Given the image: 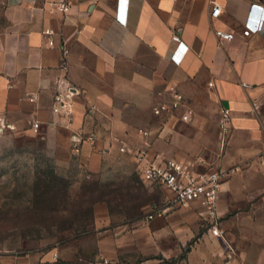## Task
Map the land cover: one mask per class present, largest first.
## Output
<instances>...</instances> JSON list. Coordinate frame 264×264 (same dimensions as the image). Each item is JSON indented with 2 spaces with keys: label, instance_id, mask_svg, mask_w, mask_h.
<instances>
[{
  "label": "crops",
  "instance_id": "obj_1",
  "mask_svg": "<svg viewBox=\"0 0 264 264\" xmlns=\"http://www.w3.org/2000/svg\"><path fill=\"white\" fill-rule=\"evenodd\" d=\"M55 1L0 0V131L45 143L61 174L76 161L104 181L138 175L162 188L143 179L138 151L198 170L237 168L218 200L221 234L199 204L112 226L102 203L93 225L99 258L264 264V27L243 34L251 5L264 0H68L65 13ZM216 4L222 10L214 17ZM218 29L235 38L221 43ZM61 79L76 91L70 116L52 109ZM175 91L184 105L154 113ZM223 109L230 116L224 145ZM162 190L158 209L171 196ZM0 264L38 258L3 254Z\"/></svg>",
  "mask_w": 264,
  "mask_h": 264
},
{
  "label": "rangeland",
  "instance_id": "obj_2",
  "mask_svg": "<svg viewBox=\"0 0 264 264\" xmlns=\"http://www.w3.org/2000/svg\"><path fill=\"white\" fill-rule=\"evenodd\" d=\"M50 165L60 174L45 143L29 136L21 137L11 130L0 131V255L35 256L38 264H142L143 255L140 253H133L119 262L101 261L93 217L96 206L105 202L93 205V215H89L87 210L93 200L103 199L112 188L116 190V198L111 204L112 226L121 221L132 223L133 220L145 218L157 210L156 204L162 205L164 190L147 187L138 175H133L130 179L115 176L105 181L92 178L76 161H72L65 174L61 175L71 182L72 198L82 202L84 209H87L83 210L82 218L78 221H86L90 231L76 235L73 230L65 228L68 224L64 222L72 219L70 212L64 217L53 212L43 218L37 217L40 227L32 228L27 223L30 219L27 212L29 187L36 172L39 169L46 170ZM94 181H98L100 185L95 186ZM220 220L221 218L218 220V227ZM212 226L209 223L208 227ZM55 252L58 253L57 258L53 256ZM176 259L170 261L176 263Z\"/></svg>",
  "mask_w": 264,
  "mask_h": 264
},
{
  "label": "built area",
  "instance_id": "obj_3",
  "mask_svg": "<svg viewBox=\"0 0 264 264\" xmlns=\"http://www.w3.org/2000/svg\"><path fill=\"white\" fill-rule=\"evenodd\" d=\"M54 5L59 11L65 13L70 6L68 0H59L54 2ZM222 10V7L216 4L212 10V16L217 17ZM264 27V6L260 4H252L249 15L244 24L243 34L250 36L254 33L260 32ZM216 35L220 38V42L232 41L235 34L230 31H223L218 29L215 31ZM174 41L180 42V36L174 35ZM58 91L53 97V111L59 115L70 116L73 113V98L76 94L74 87L66 84L65 80H59ZM30 101H34L35 97H30ZM184 105V96L175 91L170 104L163 103L154 107V113L161 114L170 108L177 109ZM32 128L38 130L40 122L32 120ZM221 128L224 132L222 138L223 145L226 143V137L230 132V116L227 110H222V117L220 122ZM76 152H80L77 148ZM146 153L138 151L135 158L139 164V170L143 179L147 182L159 185L166 189L171 196H167V206L163 209H157L147 215L148 219H152L155 214L162 215L164 211L174 205L180 207H191L199 204L203 207L207 219L213 226L212 231L215 234H221L222 230L217 226L220 219L218 213V200L221 193L222 185L226 177L234 173V169H220V168H207L198 170V163H190L187 161H179L173 158H160L155 157L146 160ZM57 258L58 253L53 254ZM106 261V260H105Z\"/></svg>",
  "mask_w": 264,
  "mask_h": 264
},
{
  "label": "trees",
  "instance_id": "obj_4",
  "mask_svg": "<svg viewBox=\"0 0 264 264\" xmlns=\"http://www.w3.org/2000/svg\"><path fill=\"white\" fill-rule=\"evenodd\" d=\"M93 183H95V186L100 185L98 181H94ZM70 185L71 182L69 179L61 175V173L59 174L53 165L48 166L46 170L39 169L28 191L30 194L27 205V212L30 214V219L27 220L28 225L32 228L33 226L40 227V223L37 222V217L39 218L41 216L43 218L51 212L59 215V217H64L65 214L70 212L72 219L64 222L68 224L65 228L73 230L76 235L88 233L90 230L86 221H78L79 218H82L83 210L87 209H84L82 202H78V200L72 198ZM107 192L110 195L107 193L103 197L99 196L103 199H95L90 203L87 210L89 215L94 214L95 207L93 205L100 201H104L107 204L110 213L113 211L111 204L116 198V194H114L116 190L111 188ZM195 240L189 243L186 251L190 250Z\"/></svg>",
  "mask_w": 264,
  "mask_h": 264
},
{
  "label": "water",
  "instance_id": "obj_5",
  "mask_svg": "<svg viewBox=\"0 0 264 264\" xmlns=\"http://www.w3.org/2000/svg\"><path fill=\"white\" fill-rule=\"evenodd\" d=\"M178 206H180V205H178ZM101 261H105V259H100Z\"/></svg>",
  "mask_w": 264,
  "mask_h": 264
}]
</instances>
